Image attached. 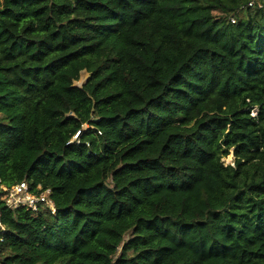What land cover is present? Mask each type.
<instances>
[{
	"label": "trees",
	"instance_id": "obj_1",
	"mask_svg": "<svg viewBox=\"0 0 264 264\" xmlns=\"http://www.w3.org/2000/svg\"><path fill=\"white\" fill-rule=\"evenodd\" d=\"M24 180L56 213L0 189V264H264V0H0Z\"/></svg>",
	"mask_w": 264,
	"mask_h": 264
},
{
	"label": "built area",
	"instance_id": "obj_2",
	"mask_svg": "<svg viewBox=\"0 0 264 264\" xmlns=\"http://www.w3.org/2000/svg\"><path fill=\"white\" fill-rule=\"evenodd\" d=\"M0 189L5 192V202L12 210L26 208L33 213H37L42 209H46L51 214L56 213L51 189L41 190V186H38L37 190H40V192H33L25 180L10 187L2 184Z\"/></svg>",
	"mask_w": 264,
	"mask_h": 264
},
{
	"label": "rangeland",
	"instance_id": "obj_3",
	"mask_svg": "<svg viewBox=\"0 0 264 264\" xmlns=\"http://www.w3.org/2000/svg\"><path fill=\"white\" fill-rule=\"evenodd\" d=\"M87 78H88V73H82L81 79L78 82H76V85L83 84L87 80ZM256 112H257L256 110H253V113L252 114L255 115ZM84 128L87 129L88 127L87 126H84ZM223 161H224V163L226 165H229V164L230 165H233L234 164L233 150L230 151V154L228 156H226L225 158H223Z\"/></svg>",
	"mask_w": 264,
	"mask_h": 264
},
{
	"label": "water",
	"instance_id": "obj_4",
	"mask_svg": "<svg viewBox=\"0 0 264 264\" xmlns=\"http://www.w3.org/2000/svg\"><path fill=\"white\" fill-rule=\"evenodd\" d=\"M83 73H87V71H83ZM81 85H83V84H81Z\"/></svg>",
	"mask_w": 264,
	"mask_h": 264
}]
</instances>
